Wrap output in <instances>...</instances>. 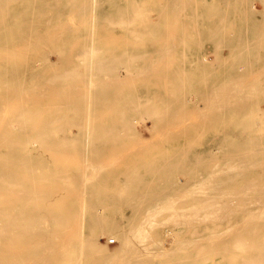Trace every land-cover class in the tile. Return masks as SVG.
<instances>
[{"label": "bare ground", "instance_id": "1", "mask_svg": "<svg viewBox=\"0 0 264 264\" xmlns=\"http://www.w3.org/2000/svg\"><path fill=\"white\" fill-rule=\"evenodd\" d=\"M51 1L52 0L46 1L44 4H45V6H48L50 8L51 12L52 11L55 12L56 11L55 9L57 7L58 8L61 7L58 5L59 0H58V2H56L57 0H53V2H51ZM60 1H62V0H60ZM170 1L173 2V0H170ZM183 1L184 0H181L182 3H183ZM246 1H247L246 2V4H247L248 0H246ZM13 2L15 3L14 0H13ZM17 2L18 1H16V3ZM32 2H34V0H32ZM77 2H75L76 4L74 2L70 3V4H68L69 2H65V4H63L64 9L62 8L63 6L60 9L66 10L67 11V12H65L66 14L70 13V12L72 14L77 13V12H79V13L84 12V10H85L84 3L80 4V6H78ZM166 2H167V0H165L164 3H166ZM169 2H167V3H169ZM195 2L193 3L194 5H195ZM228 2L229 1H227V4H228ZM254 2H255V0H254ZM262 2H263V0H262ZM3 3H4V1H3ZM35 3H36V0H35ZM102 3H104V7H105V5H107V2H102ZM182 3H180V4H182ZM250 3L252 4V1H250ZM115 4L117 5V2ZM188 4H190V2H188ZM188 4L186 3V6ZM251 4L249 6H251ZM3 5L4 4H2V6ZM261 5L259 6L260 8H261ZM29 6H31V5H28L27 7L29 9H31ZM164 6H167V5H164ZM184 6L181 5L180 9L183 10ZM5 7H4V11H5ZM227 7H228V5H227ZM22 8H20V9H22ZM87 8L89 9V7H87ZM166 8L167 7H164L163 9H165V11H166ZM173 8H175V7H173ZM20 9H18V10H20ZM60 9H58V11H60ZM112 9L106 8L108 16L106 18H103V21H102L103 26L104 27L109 26V25H112L114 23V25H113V27H114L115 24L118 23L117 21H119V20L122 21V23L125 26V23L128 21L126 18L127 16L126 17L123 16L127 20L126 22H123L125 19L124 20L120 19V18H122V15H123V14L121 15L122 10H120L118 7L116 9H114V8H112ZM1 10L3 11V9H0V11ZM6 10H8V9H6ZM132 10L133 9H131V11ZM181 10H178V11H180V13H181L182 12ZM191 10H192V7H191ZM194 10H196V9H194ZM72 11H75V12L73 13ZM142 11L143 10H141V12H140L141 14L143 13ZM196 11H194L195 16L197 13ZM261 11H262V9H261ZM126 12H127V10H126ZM170 12H172V10ZM183 12H185V11H183ZM190 12H192V11H190ZM212 12H213V10H212ZM59 13L58 14L56 13V14L59 16ZM133 13H135V12L133 11ZM140 13H138V14H140ZM213 13H215V12H213ZM222 13L223 12H221L220 14H222ZM262 13H261V15H262ZM56 14L53 13V15H56ZM141 14H140V16H142L144 13L142 15ZM165 14L167 15L166 12H165ZM53 15L52 16L50 15L47 17H42V18L34 15V17L30 16V17L24 18V19H30L27 21L25 20L24 22H29V21L31 22V20L36 21L37 23L43 22V24L41 23L39 25V23L38 24L36 23L37 24V26H36L34 23V25L36 26V28L41 27L42 30H43V28H44V30H46L45 34L40 35L37 33H35V34L32 33L33 35H30V36L28 35L30 38H31V36L32 37L34 36V39L33 40L30 39V42L28 39V41H27L28 43H26V44H35V45H38V44L45 45L46 44L49 46L56 47L55 51L57 49L58 53L60 54V58L62 59L64 65L66 66V68H68V70L64 71V66H62L59 63L57 64V66L53 64L54 65L53 67L55 69H57L56 67H58V65H59V67L62 66L61 70H54V68H52L51 64H49V61L47 63V60H46L47 57L46 58L45 57H42V58L39 57V59H38L39 64H36L35 60H34L35 62L34 61L32 62L31 59H24V58H26L27 55H30L29 52L33 53V50L30 48H29L30 49L29 51H27L28 49L26 50L27 52L23 51L25 53V56L23 55V59L21 58L22 60L20 62L14 61V57L9 56V49H6V48L3 49L2 52L7 53V55L0 57V110H2V112H4L3 113L4 118H3V120L0 121V264H117V263L118 264H136V263H143V254L142 255L138 254V251L136 249L137 248V242H138V244H143L145 241H148V240H158V236H157L158 230L161 229V226H163V227L168 226V224H167L168 220H165L161 224L155 223L156 222L155 220L157 219V217H160L161 214L163 215V213L166 212V211L165 212L163 211V210H165V208L168 210V212H170V211L174 212L175 210L177 211L179 209L178 213H181V215H179V216L176 214L175 215L176 217L173 216L174 218H172V219H171V216H170V218L168 217L170 219L172 225L178 224V226H179L181 223H183L184 225H187L186 222L190 223L192 221V224H193V226L191 225V227L193 228V230L191 232V235H192L193 232H199V233L202 232L201 231L202 229L201 230L199 229V226H201V224H199V223L201 221H205V222L207 221L208 222L209 220L210 221L215 220L216 222L218 221V223H221L222 221L219 222V220H222L224 217H228L230 215V214H228V216L227 215L218 216V214L216 215V213L219 212V209H220V211H222L221 206L219 207L218 203H219V205H221V203H222V206L224 204V206H223L224 207V209H223L224 213L227 211L229 212V210H231V211L235 210L234 208H231V206H233V205H231L232 203H229L227 200L222 201L224 199L223 197L226 198L227 195L225 196V194H220V193L215 191V192H212V194H210V195H205L206 197H209V200H208L207 198H205V196L201 197L202 195H200V192L202 189L207 188V186H209L210 188H214L216 184H217V186H219L221 188L223 187V189H231V188L235 187L234 185H231V184H238V185H240V184L247 185L248 184L247 187L249 186V184H252V185L253 184L254 185L259 184L258 185V186H260L259 188L261 190L263 188L262 192L264 191V186L261 187V185L264 184V174L262 176H260V175L258 176V175H256V173L253 170H250L247 166L249 159H250L249 157L253 156L252 152H254V151L260 152V154H261L260 166L262 167V170L264 173V142H262V141L257 142V140L255 142V139L260 138V140H262L264 138L259 137V135L257 136V138L249 136L250 133L248 134V132H247L249 130L248 128L250 127L249 125H254L257 122L256 121L257 119L252 120L251 115H253V114L249 113L248 111L245 112L244 110H242V111L240 110V113L239 112L236 113L237 116H235V118L240 119V120L242 119L243 121H241V122L237 121V122H235V124L233 122H231L234 124V126L238 124L237 127L242 125L243 127H240V129L245 131V133H246V136L244 138V142H242V144L236 145L235 141H233L234 144L230 145V147H232V148H239L242 150V151L237 152V153H232L233 150L231 151L228 148H226L228 151L222 148L223 144L225 142H227V140L230 138V136L225 135L224 137H221L222 135H220V131H218L219 129L218 130L215 129L216 124H218V123H215L213 120L212 121H213V124L215 125V127H212L210 130H212L214 132V134L217 133V136H219V137H217V139H218V144H216L217 147L211 146L207 150L200 152V151H196V149H194L195 147L193 146L194 145L193 144L194 142H193V143H191V145L193 144L192 145L193 147L190 145L185 146V147H180V149H178L177 151H175L172 154H169V153H157V154H155V153H152L153 151L149 152L148 151L149 149L144 145L143 149L144 150L148 149V150H145L144 153H138V154L136 153L134 155H131V152L134 151V149L132 148V145H130L129 147H131V148H129V151H131V149H132V151L130 153L127 149L128 147H126L128 154H127L125 149L123 152H126V153H122V151H120L121 153L118 152V150H120V148L123 146V145L121 146L119 144L120 140L124 141L128 137L129 139H132L131 144H132V142H134L136 140V139L133 140L136 137L132 136L134 134V132H136L135 129L133 128L130 130L127 126V123L129 124L128 118L130 117V114H131V116L141 115L139 113V111L141 110L142 107L137 108L135 103H131V105L128 104L127 106L126 105H116V104H118L116 102H120L124 97L118 98V96H115L114 93L111 94L110 92H107L105 94L104 90L106 88H107L106 91L108 90V86L110 85L111 82L106 81L105 78L103 79L106 71L101 72L100 70H102V69H109V70L113 69V70H115V69H119V68L120 69L121 68H128L129 64L132 65L135 60H139V59L143 60L144 57L146 58L147 55H144V53L140 54V53H136V52H124V53L120 54L121 55L120 57L116 56L117 59H122L124 61V64L116 65V66H114L113 63H110V59L111 60L114 59L113 58L114 56L112 58H110V56H108L109 58H104L103 56H102L103 58H100L101 57L100 56V57H98L99 58L98 60L95 59V62L98 63L97 67L100 69L98 73L93 74V72H92L93 69L91 70L92 67H90L89 72H92L93 75L88 72V74L87 73H85V74L81 73L79 75L81 77L78 76L80 79H83V81H85L86 78H87V80L89 78L90 79L93 78L94 81H92V82L90 81L89 83L93 84L92 86H95V84L99 86L98 90L101 93V94H99V97L95 96L98 94H96V92L94 91L95 87L91 86L92 92L93 91L95 92L92 94H94V96L97 97L96 100H95V97L93 98L94 102L93 101L92 102L94 104L91 106V108L93 110V114H94V120L96 121L97 126L95 128H94L95 125L89 126V128L90 127L94 128L93 130L91 129V132H93V136L90 135L91 137H89L90 143H88V141H85V138H83V137L75 138V137L64 136V133H66V128L74 126L73 128L76 130L75 127L78 128L79 126H82L83 124H84L83 126L88 128L87 127L88 125H86V123L87 124L90 123V120H89V122L85 123L88 116H87V111L84 112V110L87 107L86 105L89 104L88 102L86 104L85 101H86L87 97H85V96H87V94L91 95L90 92L88 93V91L86 90V88H87V86L85 85L86 82L82 81L83 83H80V84L85 83L84 87H86V88H84L83 85H82V88H79V89H78V87H80V86L74 87V88H77L78 90L84 88L85 92L83 91L84 89L82 91H78L76 89V91H75V89L73 87H71L72 85H70V84H69L70 87L68 86V88L66 87L68 84L65 86L67 89L64 87V82H65L64 78H67L68 76H70V78H71V76H72L73 80H80L79 78H76V77L74 79L73 73H71V72H74L75 75L76 74L78 75L79 72H77V70H79L80 67H82V69H84L83 66H80L78 63H80V60H82L83 56L85 57L87 55H90L91 52L93 53V51L91 49L92 46L90 48V50H91L90 54L88 53V50H86V49H88V47L86 49L83 48L82 50L85 49L86 51H82L83 52L81 54L82 57H80V56L76 57V58L80 57V60L78 59L79 62L75 58V56H73V57L69 56L67 53H70L71 48L68 47L70 50H66V48L68 46L67 44L70 43L67 40L73 36V34H74V33H72L73 30H69L70 25L68 26V24H66L67 26L64 25L63 23H61L63 25H58V26L50 24L52 20H54L57 23V20L59 19V17H56L57 15L55 17ZM162 15H164V11L162 12ZM62 16H64V12H63ZM145 16H147V15H145ZM178 16H179L178 18H180V15H178ZM64 17H66V15ZM64 17H61V19ZM82 17H83V15H82ZM197 17H199V16H197ZM223 17L225 18L226 15L222 16V18ZM228 17H231V16H228ZM1 18L2 17H0V19ZM56 18H58V19H56ZM132 18H133V16H132ZM147 18H148V16H147ZM165 18H166V16H165ZM200 18L201 17H199V19ZM2 19H3V21H5V20L8 21L7 19H9V18L4 17ZM16 19H18V18L17 17L15 18V22L20 20L21 18H19L18 20H16ZM185 19L186 18L184 17V20ZM194 19L192 17V19H190V20H194ZM113 20L115 22H113ZM131 20H134V19H131ZM142 20H141V23H142ZM196 20L197 19H195L194 21L196 22ZM200 20H202V19H200ZM209 20L212 21L211 18ZM260 20H258V22ZM12 21H13V19H12ZM54 21H52V22L55 24ZM120 21L116 27H118L120 25ZM165 21H167V20H165ZM24 22H21V24ZM131 22L132 21L129 20V23L127 22L126 25H128V24L130 25ZM143 22H144V20H143ZM149 22H152L150 17H149ZM149 22H148V24H149ZM155 22H157V21H155ZM195 22H193L194 25H195ZM227 22H228V20H227ZM261 22H262V20H261ZM170 23L172 24V21H170ZM175 23L172 27L170 26L171 24L168 26H170L171 28H174L175 31H176V29L178 31V28L174 27V26H176L177 23H179V22H177V20H176ZM190 23L192 24V21H190ZM144 24H147V21ZM153 24L154 23H152V25ZM141 25H143V23ZM33 26L28 27V28L31 27L30 31H32V32H33V29H32ZM134 26H135V24H134ZM140 26H139V28H140ZM238 26H239V24H238ZM3 27L15 29V28H22V25H19V24H17V25H3ZM137 27H138V24H137ZM149 27H147V25L144 27V28H147V31H145L146 29L144 30L143 27H141L139 30H142V28H143V31H145L144 35L147 36V34H149V32L151 30V28H149ZM188 27H189V25H188ZM219 27H220V25H219ZM219 27L217 30H219ZM56 28L60 29L59 32H57L58 30H56V31H54V33L55 32H57V33L51 35L50 34L51 32H49V31L53 32V29H56ZM183 28H186V26ZM72 29H73V27H72ZM192 29H195L194 26ZM139 30H137V31L134 30L135 33L137 32L138 36H140V34L142 35V33H143L142 31H141L142 33L141 32L139 33L138 32ZM180 30H183V29H180ZM214 31L216 32L215 28H214ZM242 31H244V30H242ZM27 32L30 33L29 30L26 31V33L22 34L23 36L21 35L22 38L24 37V35H26L25 37L28 38ZM10 33H11V31H10ZM128 33L129 32H127V34ZM135 33H133L134 35H132V34L131 35L129 34V35L136 37ZM210 33H211V31L209 32V35H210ZM244 33H245V31H244ZM262 33L264 34V32H262ZM7 34H9V33H7ZM174 34H176V32H174ZM191 34H190V36H191ZM198 34L200 35V33H198ZM211 34H214V33H211ZM223 34H224V32H223ZM229 34H231V32ZM13 35L15 36V32H14V34H12V33L9 34L11 39L14 38ZM188 35H186V37ZM192 35H194V34H192ZM209 35H208V37H209ZM224 35H226V34H224ZM233 35H234V33H233ZM83 36H85V35H83ZM149 36H152V34H150ZM228 36L229 35L227 33V37ZM6 37H7V35H6ZM171 37H173V34L171 35ZM171 37L170 38L167 37L168 39H166V41L164 40L165 42H167V45L169 44L168 40H170ZM183 37L185 38V36H183ZM183 37H181V38H183ZM213 37H216V36H213ZM238 37L240 38V36H238ZM17 38H18V36H17ZM74 38H77V36ZM74 38H71V39H74ZM174 39H175V37H174ZM178 39H179V41L181 40L180 43H182V45L186 44V42H187V41L184 42V40L182 41V39H180V37ZM17 40L22 41L21 37ZM192 40H193V38H192ZM217 40H219V39H217ZM234 40H236V38ZM255 40H258V38L254 39V42L251 41V43H255ZM263 40H262V42L264 45ZM8 41L0 40V44H8L10 42H11V44H13L15 42L14 39L12 41H10V40H8ZM222 41H225V40H223V38H222ZM24 42L25 41H23V43ZM31 42H33V43H31ZM160 42L161 41H159V43ZM215 43L218 44L217 41H215ZM246 43H247V41H246ZM64 44H65V46L67 45L65 47V49H64ZM221 44H223V43L221 42ZM221 44H219V45H221ZM165 45H166V43H165ZM236 45H237V47H239L238 44H236ZM253 45L254 46L251 47L254 49V50L252 49V52L257 51L254 48L256 45L255 44H253ZM49 46H47V47H49ZM200 46L201 45H199V47ZM216 46L218 49L216 48ZM216 46L214 44V49L216 48L215 50H217L216 53L220 52L219 46L218 45H216ZM222 46L223 45H221V47ZM244 46H246V45L244 44ZM250 46H251V44L249 43V47ZM47 47H45V49H41V51L39 50V48L36 50H39V53L40 52L42 53V50H43V52L45 53V50L47 49ZM201 47H203V46H201ZM257 47L258 46H256V48ZM262 47H261V49H262ZM50 48H52V47H50ZM174 49H175V46H174ZM263 49L261 51H263ZM48 50H49V48H48ZM48 50L46 51V53L48 52ZM51 50H54V48H52ZM248 50H250V48ZM66 51H67V53H66ZM168 51H169V49H168ZM170 51H172V49ZM245 51L247 52V50H245ZM258 51L260 52L259 47H258ZM164 52L165 51H163V53ZM26 53H27V55H26ZM52 53H54V52L52 51L51 54ZM51 54L48 57H52ZM136 54H138V55H136ZM165 54H167V53H165ZM245 54L243 56L246 57L247 54L246 55ZM54 55H56V54H54ZM232 55H233V53H232ZM216 56H218V54H216ZM216 56H215V58H217ZM229 56H230V54H229ZM250 56H251V54H250ZM259 56H260V54H259ZM95 57H97V56H95ZM206 57H208V56L206 55ZM206 57L203 54L200 56L201 62H202V64H201L202 68L203 67H205V68L209 67L208 66L209 65V59H207ZM238 57H241V56H238ZM254 57H253L252 63L254 62ZM88 58H89V56H88ZM116 58L114 59L115 61H116ZM229 58L230 57L227 58V61L229 60ZM53 59H55V58H53ZM241 59H242V57L240 58V60ZM73 60H75L80 67L74 65L72 62ZM90 60H91V63L93 62V65H94V57H93V61H92V59H90ZM114 60H113V62H114ZM147 60L148 59H146V61ZM160 60H162V59H160ZM244 60H243V62H244ZM247 60H248V58H247ZM249 60H252V59H249ZM260 60H261V58H260ZM58 61L59 60H57V61L55 60L54 63L56 64V62H58ZM212 61H213V59H212ZM233 61L235 62V60H233ZM236 61H239V60L237 59ZM256 61H257V58H256ZM42 62H44V63H42ZM59 62H61V60ZM220 62H222V61H220ZM259 62H261V61H259ZM109 63L113 66H110ZM215 63H218V62H215ZM239 63H240V61H239ZM252 63H251V65L254 66V63L253 64ZM222 64H223L222 67H224V62ZM89 65H90V63H89ZM239 65L237 64V66L233 68L234 72H235L234 69L239 70ZM242 65H244L243 66V72L244 71L246 72L247 68H249V65H250L249 62H245ZM142 66H144V65H142ZM142 66L140 68H142ZM234 66H235V64H234ZM86 67H87V65H86ZM178 67H180V66H178ZM216 67H218V65ZM50 68H52V70H50ZM74 68L77 70H75ZM130 68H131L130 69L131 73H129V74H130L131 78L133 76H134V78H136L137 76L139 78V76H140L143 79V77L146 75L158 73V72H154V71H156V66H155V70H154V68L151 69V66H150V68L148 67V68H143V69H139V70L137 68H134L133 65ZM158 68H161V67H157V69ZM71 69H73V70H71ZM176 69H178V68L176 67ZM152 70H154V71H152ZM198 70H199V68H198ZM202 70H204V68ZM231 70L232 69H230V72H231ZM263 70H264V68H263ZM80 71H82V70H80ZM167 71H168V67H166V71L164 69L163 70L160 69L159 74H161L163 77H165L164 80H166V76L168 74ZM170 71H172V70H170ZM109 72H111V71H109ZM179 72H181V70ZM237 72L240 73V71H237ZM185 73H186V75H184V76L189 78L191 73L189 72L190 73L189 76H187L186 71H185ZM203 73H204V71H203ZM257 73L258 72L256 71V74ZM260 73H261L260 76L263 77L264 72H263V74H262V72H260ZM117 74H116V76H117ZM155 74H153V75H155ZM179 74H181V73H178V72H174L173 74L171 73L172 76L174 75L173 76L174 78H172V76H171V78L173 79V82H174V80L176 82V79H178V78L180 79L182 74H181V76ZM94 75H97V76H94ZM111 75H112V72H111ZM176 75H178L179 77L176 78L175 77ZM197 75H198V73H197ZM202 75L206 76V77H203L206 79L210 76V75L207 76L206 73H204ZM229 75H230V73H229ZM252 75H254V73ZM260 76H257L256 79H254V81H257V79L259 80ZM111 77H113V76H111ZM117 77L120 78L119 75ZM254 77H255V75L253 76V78ZM114 78L117 80V78L115 76H114ZM114 78H112L113 79V86H115L114 81L115 82L118 81V80L116 81ZM138 78H136V79H138ZM247 78H248V80L250 79V81H253L251 75H250V78L249 77H247ZM112 79L108 78V80H111V81H112ZM181 79H183V78H181ZM233 79H236V78L234 77ZM233 79H230L231 83H233V81H232ZM32 80H39L42 86H45L46 88H48V91L45 93V101H42L41 99H39L37 97H33L32 100L29 103H27L26 100L24 99L23 93H24V91H26V90H24L25 89L24 85H27L28 82H30ZM164 80H163V82H164ZM184 80L183 81L181 80V82L186 81V80L185 81ZM189 80L190 79H188V81ZM204 80L205 79H203V81ZM238 80H240V79H238ZM238 80L236 79L237 84L241 83L244 85L243 87L247 86V84H248L247 79H245L246 80L245 82L247 84H244L245 83L243 81L244 79H242V82L241 81L239 82ZM128 81H130V79ZM168 81L165 82L164 86L160 85L163 87L162 88L163 93H164V90H165V92L168 91V90L166 91V89H165L166 85L168 84ZM227 81L229 83V80H227ZM75 82H77V81H74V84H75ZM78 82H80V81H78ZM119 82H120V79H119ZM119 82L116 83L118 86H119V84H118ZM122 82L124 83V81H122ZM131 82L135 83V81L134 82L131 81ZM138 82H139V80H138ZM173 82L171 80V83L173 84V86L174 85L177 86L180 83L179 82V83L175 84ZM123 83H121V84H123ZM125 83H127V82H125ZM252 83H254V82H252ZM74 84H73V86H74ZM77 84L79 85V83H77ZM229 84H228V86H229ZM259 84L262 85L261 82H259ZM204 85H205V83L203 84V87H204ZM234 85L232 87L230 86L231 89L234 87ZM251 85L252 84H250L249 88L252 87ZM110 86L112 87V83ZM122 86H124V85H122ZM213 86H211V88H207V90H205V92H204L205 93V99H206L205 105H207L208 109L206 110L204 107L203 110H206L205 111L206 113L209 112V110H210L209 116H206L208 113L205 114L207 119L204 116V114L200 115L204 112L202 110V108L200 109V107L197 108V106H196V105H199L198 103H200V102L196 101L197 104L194 105V107L196 106L195 108H193L191 105V108L194 109L193 110L194 112H195V110H198L197 112H199V110H202L199 113V115H198V113L196 115L200 116V117L202 116L201 119H204V121L209 120L208 117H210L211 113L214 116H218V115H220V113H222V114L224 113V114H226V116L228 114L230 115V111H228V110H230V109L233 110V108H235L234 110L236 112V111H238L236 109H238L239 106H241L240 107L241 109H243V107H244L245 110H248V108L251 107V110H252L253 108L258 107V102L260 101V99L264 100V89L256 90L255 89L256 86L254 88V85L251 89L244 88L243 91L238 90L239 88H237V87L236 88L234 87V90H237V92L242 91L241 97L239 99L233 94L234 90H233V92H231V89H229L230 92L226 91L225 93H221L222 89L224 92L226 89L228 90L229 87L221 86V88L222 87L223 88L222 89L220 88V92H219L218 87H215L213 89L212 88ZM97 87H96V89H97ZM167 87H168V89L170 88L169 86H167ZM180 87H182V85ZM225 87H226V89H224ZM243 87L241 85L240 89H242ZM119 88H121V87L119 86ZM183 88L180 89L179 95L182 93ZM69 89H71V90L73 89L72 92H70ZM90 89H88V90L90 91ZM100 89L103 90L104 94H103V92L100 91ZM121 89H123V87ZM121 89H119L120 92L124 91L126 88L124 87V90H122V91H121ZM129 89H131V88H129ZM129 89L126 90V91H128L127 93L132 94V92H131L132 90L130 91L131 92L130 93ZM146 89L144 92H147ZM216 89H217V91H216ZM66 90H69L68 92H70V94L74 93V95L78 91L76 97H79V98L71 100L70 98H72L74 96V95L72 96V94L71 95L69 94L70 98L66 97V95H65L67 93ZM133 90H134L133 91V94H134L135 89H133ZM126 91H124V93H123L124 95H125ZM200 91H201V89H200ZM64 92H66V93L64 94ZM114 92H115V90H114ZM53 93H55L56 95L55 94L53 95ZM83 93H87V94H83ZM135 93H137L136 95L138 96V92H135ZM79 94L82 96H78ZM117 95H119V94H117ZM120 95H122V94H120ZM151 95H152V93H151ZM156 95L159 96L160 94H156ZM184 95L181 94L179 96L180 100H183V98L184 99L188 98L189 94H187L185 96ZM126 96H127V94H126ZM168 96H169V98L171 97L168 94V95H166V98H168ZM181 96H183V98ZM201 96H204V95H201ZM201 96H199L200 98H198V101H201L203 103V102H205L204 101L205 99L203 97L202 98L204 100L201 99ZM64 97H65V100H64ZM90 97L92 98L93 96L91 95ZM90 97H89V99H90ZM163 97H165V96L163 95ZM175 97H177V96H175ZM67 98H68V100H67ZM154 98L159 101V99H157V98H160V97H154L153 96V99ZM153 99H152V101L156 102V100L155 99L153 100ZM172 99L175 100L173 97H172ZM191 99L192 98H190V100L188 99L189 104H192V103H190ZM51 100H54V101L58 100L59 102L53 103ZM124 100L125 99H123L122 101H124ZM131 100H129V101H131ZM134 100L136 101L138 99H134ZM178 100H175V103H176L175 105L178 104L177 102H180V100L179 101ZM64 101H65V103H64ZM135 101H133V102H135ZM170 101H171V99H170ZM163 102H162L163 106L165 104H167V103L163 104ZM181 102H184V100ZM194 102H195V100H193V103ZM114 103H116L115 105L117 106V108H114V110H113L111 108L113 107L112 105ZM126 103H124V104H126ZM170 103H172V104H174V103L172 101L171 102L168 101L169 105L167 104L168 107L170 106L169 109L172 110L171 109L172 106ZM188 103H185V105ZM241 103H243V104L240 105ZM148 104H150V103H148ZM148 104H147L146 108L148 107ZM182 104H184V103H182ZM167 105H166V107L161 106V109L163 110L166 108L165 110H167V113H169ZM110 106H112V107H110ZM183 106H182V108H183ZM105 107H106V109L108 107V108H110L111 111L113 110L115 113L116 112L117 113L116 114H107L110 112V110H107L109 112H107L106 114H102L100 112L101 108H105ZM173 107L176 108L174 105H173ZM236 107H238V108H236ZM76 108L81 109V110L78 111L79 112L78 114H74L72 117H68V114L64 113V110H66V109H73L74 110ZM150 108L152 109V111L150 112V115L147 114L149 116V118L152 119L151 117H153V119H154V116H157V119H156L155 123L153 124L154 126H152L155 129L157 127V126L155 127V124L158 126L160 124V126H161V123H162L163 126L160 127L161 129L162 128L164 129L165 126H168V125H166L167 122H168L169 126L172 125L173 123L176 125V122H174V121H173V123H172V121H169V120L166 122V120L168 118L163 119V118H165V115H164V117L162 115L165 112V110H164V112L162 110H160V112H159L160 107L158 108L157 105L156 106L150 105ZM259 108H257V110L254 109L252 112L254 114L257 113V115H258L257 111H260ZM137 109H138V111H137ZM177 109L179 110V108H177ZM73 110L70 111L71 114H73L72 113ZM178 110L176 111V113H178ZM179 111H181V110H179ZM193 111H192V113H193ZM261 111H263V110H261ZM70 112H68V113H70ZM183 112L185 114L184 113H182V114L178 113L177 116H179V114L180 115L184 114V116H186L188 113H189L188 116H190V114H191L190 113L191 111L190 112L183 111ZM186 112H188V113H186ZM235 112H231V113L235 114ZM176 113H174V114L176 115ZM6 114L9 115L8 116L9 118L5 117ZM233 114H231V117L233 116ZM260 114H261V112H260ZM128 115H129V117H128ZM159 115H160V117H159ZM196 115H194V116L192 115L193 119L190 117L192 119L193 125L196 124L197 122H199L197 120H196L197 122L195 121ZM173 116L170 115L171 118H169V119L173 120L172 119ZM188 116H187V118H188ZM249 116L251 117L250 118L251 120L246 119V118H249ZM176 117H175V120L179 121V120H177L178 117L177 118ZM181 117H180V121H179L180 123H181ZM183 117H182V119H184ZM200 117H198V118H200ZM221 117H224V116H220V118ZM262 117H264V116H262ZM27 118H33L32 122L28 121L30 123L28 126L23 125V123L25 124V122H26L25 120H27ZM66 118H68V119L66 120ZM144 118L146 120L147 117H144ZM260 118H261V116H260ZM131 119H132V117H131ZM191 119H189V120L191 121ZM201 119H198V120H201ZM214 119H216V117ZM223 119H219V116H218V119H216V120H223ZM228 119H230V117H228ZM13 120H17V122L19 124L18 130L13 129V127H12ZM94 120H92V121H94ZM141 120H143V119H141ZM227 120H226V123H228ZM188 121H184V122L187 123ZM169 122H171V123H169ZM179 122H177V123H179ZM186 123H184V124H186ZM192 123L191 124L189 123L191 125L190 128H192ZM220 123L224 124V122H222V121H220ZM91 124H92V122H91ZM174 124L172 125L173 127H174ZM184 124L182 121V125H184ZM189 124H188V128H189ZM178 125H176V128L178 129V127H179V130H181L182 128L184 129L186 127V125H184L185 127H183V126L180 127L181 124L179 126ZM197 125L199 126V128H201L199 123ZM202 125H204V123ZM129 126H131V125H129ZM169 126H168V128L173 130V127L170 126L171 127L170 128ZM80 128H83V127H80ZM80 128H78V129L80 130ZM150 128L151 127H149V129ZM176 128L174 127V129H176ZM161 129L157 130V131L160 130L159 132H157V131H155V132H157V133L162 132L161 134H159L160 136L162 134L169 136V133L171 130H168V135H167V133L165 132L167 130V128H165L163 130L165 133H163V131H161ZM183 129H182V131H183ZM207 130L210 131L208 129V127H207ZM182 131H180V132L177 131V133L178 132L181 133ZM184 131H185L184 133L187 132L185 129H184ZM197 131H198V129H197ZM257 131L259 132L260 130H257ZM171 132H172V136H169L168 138L166 137L169 140H170V137H173V135H174L173 133L176 131L173 130ZM202 132H203V130L201 131L200 134H202ZM262 132H263V130L261 132H259V134ZM184 133L181 135L184 136L185 135ZM128 134H131V135L129 136ZM156 135L157 134H155L154 136H156ZM138 136H139V134H138ZM201 136L199 137L200 141H201ZM204 136H207V135H204ZM204 136H202V137H204ZM161 137L163 140V137H165V136L163 135ZM161 137H159L158 140H160ZM209 137H211V136H209ZM252 138L254 139V142H253ZM137 139H139V138L137 137ZM140 140H138V142L136 140V144L143 142L142 140L141 141ZM169 140H166V143ZM199 140H198V138L196 139V145L199 144V142H200ZM127 141H128V139H127ZM193 141H195V140H193ZM230 141H232V140L230 139ZM143 143L142 144L140 143L138 145L143 146ZM154 143H156V141ZM134 144H135V142H134ZM211 144H213V143H211ZM138 145H137V147H138ZM155 146H156L155 148L158 150L159 147L157 148V145H155ZM124 147H125V145H124ZM249 147H252V149H253V151L251 153H248V151H246V149L247 148L249 149ZM139 148L140 147H138L137 149H139ZM87 149H89L90 151L88 150L86 152ZM154 149H151V150H154ZM141 150L142 149H139V151H141ZM229 150L231 152H229ZM136 151L137 150H135L132 153H135ZM147 151L149 153L145 154V152H147ZM233 152H235V151H233ZM260 154H259V156H260ZM109 159H110V161L113 160L114 163L113 162L110 163ZM115 163H117L118 165L120 164V166L116 167V168H118L116 170L117 171V173H116L117 179L113 180L111 177V174H110V170L115 168V167H113V165L115 166ZM178 174L183 175L182 179L184 182H182V184H185V185L193 184V187H195V189L188 191L189 195H187V194L186 195H180V198H179L180 201H178L179 203H177V205L179 207L181 206L182 208L180 207L181 208L180 209L176 205L178 209L177 208H175V209L171 208V210H169L166 207L167 204L166 205L164 204L165 208H164L163 204H161L163 207L161 205H159V207H160V209H159V208H157L158 206L156 205L157 207H155V208L159 209L160 211L158 212L159 214L157 213L158 210H156L155 212L153 211V214L155 213L156 216L157 215H160V216L156 217L153 214H148V216L146 217L145 213L150 210L151 205L146 204L145 202H137L136 198L139 197V194L142 191L141 188H138V186H139L138 184H140V185L141 184H149V185L150 184H169V186H172V184H177V182L179 181ZM195 184H197V186ZM198 184L200 186H202L201 184H203V186L200 187V186H198ZM205 184H207V185H205ZM185 185H183V187ZM146 187H147V185H146ZM174 187H175V185H174ZM183 187H182V189H180V191L183 190ZM185 187H187V186H185ZM244 187H246V186H244ZM250 187H251V185H250ZM255 188L256 187H254V189ZM260 189H259V191H260ZM100 190H103V192H100ZM178 192L179 191H177L176 193H178ZM226 193H228V192L226 191ZM254 193L255 192H253V194ZM141 194H142V192H141ZM162 194H164V193H162ZM248 194L251 195V193H248ZM259 194H260L259 197L257 196L256 198H261V199H262V197L264 198L263 194H261L260 192H259ZM190 195H191V198L189 197ZM231 195L232 196L234 195L233 198H235V195H237V197H238V194L237 193L235 194V192H234V194H231ZM142 196H144V198H145V194ZM151 196H152V194H151ZM243 197L247 198V201H248L251 199L252 196L250 197V199L248 198L249 196L247 197V194L243 195ZM166 198H169V197H166ZM213 198H214V201H212ZM218 198H221L222 202H220L218 200ZM227 199H228V197H227ZM215 200H218L217 206L219 207V209H218V207L216 209L215 208L216 206L214 207V204H216ZM192 202H193V204H195L197 206V207H195L194 205H192L195 207V210H194V208H192L193 211L191 208H190V210L188 208L185 209L186 204H191ZM149 203H150V201H149ZM180 203H182V204H180ZM253 203L254 202H252V206H253ZM259 203H260L259 201L257 203H254V204H257L258 206L254 205L253 207H256V206L259 207L260 206ZM245 204H248V202H245ZM228 205H230V206H228ZM246 206L247 205H245V207ZM245 207H244V209H245ZM248 207H250V206H248ZM260 208L262 209L263 207H260ZM244 209H241V210H243V212H244L245 211ZM258 209L255 211L256 213L261 212L260 211L261 209H259V211H258ZM231 211L229 213H232ZM246 211H248V209H246ZM238 212H240V210L236 211V213H238ZM253 212H254V210H253ZM262 212H263V210H262ZM241 213H242V211H241ZM246 213H248V212H246ZM116 215H118V217ZM163 216H165V215H163ZM161 218H162V216H161ZM118 219L122 221L121 226H118L116 224V221ZM225 219H227V218H225ZM258 220L259 219L257 218V220H255V221H258ZM260 220H262V218ZM263 220H262V222H264ZM218 223H216V224H218ZM254 223L252 225H249V224L243 225L242 226L243 231L240 234H238V236H237V238L239 239L238 242L245 245L248 252L250 253L245 257V262L243 264H246V263L247 264H260V263L263 264L264 263V261H263L264 260V238L260 239L264 235V233H262V231H264V230H262V231L260 230L261 225L259 224V222H256L255 224ZM210 224H212V223H210ZM188 226H189V228H191L189 224H188ZM205 231H207V229ZM166 232H167V230H166ZM99 236H103V237H105V239H107L106 238L107 236H110L114 239V241L116 240L118 242L117 251H109V249L107 248V245H104V244H102L103 242L100 243L98 241ZM209 236L210 235H208V238L212 237V236L211 237H209ZM132 241L136 242V243H133ZM185 241L187 244V243L191 242V239H188ZM225 241H226L225 236L215 235L214 239L212 238L210 240L208 247L199 248L200 252H204V253L205 252H210V253L213 252V253H216L215 255H219V256H221L222 259H225L226 252H227V248L224 249V247L226 246Z\"/></svg>", "mask_w": 264, "mask_h": 264}, {"label": "rangeland", "instance_id": "2", "mask_svg": "<svg viewBox=\"0 0 264 264\" xmlns=\"http://www.w3.org/2000/svg\"><path fill=\"white\" fill-rule=\"evenodd\" d=\"M1 2H0V7L2 6V4H4L3 6L5 7V11H4V7L2 8H0V9H3V11L1 10L0 11V17H2V18H4V17H6V18H9V19H7L8 21H3V19L1 18L0 19V40H6V41H8V40H10V41H12L13 39H14V43L13 44H11V42L10 43H8V44H0V57H2V56H5V55H7V53H3L2 51H3V49H9V56H12V57H14V61H17V62H20L22 59H23V55L25 56V53L24 52H27V51H29L30 49H32L33 50V53L32 52H29V54L30 55H27V53H26V58H24V59H31L32 60V62L34 61L36 64H39V62H38V59H39V57H47L46 58V60H47V63H48V61H49V64H51V66H52V68H54L53 66L54 65H56L57 66V64L59 63V64H61L62 66H64V71H66V70H68V68H66V66L64 65V63H63V61H62V59L60 58V54L58 53V51H57V49H56V51H55V48L56 47H53V46H49V45H42V44H38V45H35V44H26V43H28L27 41H28V39H29V42H30V39H34V36L32 37L31 36V38L29 37L30 35H33V34H35V33H37V34H45V32H46V30H44V28H43V30H42V28L41 27H37L36 28V26H37V24L39 23V25L42 23L43 24V22H36V21H33V20H31V24L29 23V22H24L25 20L27 21V20H30V19H24L25 17H34V15L35 16H38V17H40V18H42V17H47V16H52L53 15V13H59V16L57 15H53L54 17L56 16V17H59V19L58 18H56V19H58L57 20V23L54 21V20H52V21H54L55 22V24L51 21V23L50 24H53V25H56V26H58V25H66V24H68V26H69V30H73V32L72 33H74L73 34V36L71 37V38H74V37H76L77 36V38H74V39H68L67 41L68 42H70V43H66L67 45V48H66V50H70L68 47H70L71 48V50H70V53H67V51H66V53L69 55V56H75V58L76 57H78V56H80V57H82L81 56V54L83 53L82 51H86V50H88V53L90 54V52H91V50H90V48H91V46H92V51H93V53L91 52V54L90 55H87V56H83L82 57V60H80V57L79 58H76L77 60L79 59L80 60V63H78L80 66H83V68L84 69H82V67H80L78 64H77V60L75 61V60H73L72 62H73V64L74 65H76V66H79L80 67V69L79 70H77V69H75V70H77V72H79V74L77 75H75L74 74V72H71V73H73V77H74V79H75V77L76 78H79V77H81V76H79L81 73H87L88 74V72H89V68L90 67H92L91 68V70H92V72H93V74H96V73H98L99 72V68L97 67V62H95V59L96 60H98L99 58L98 57H100V58H109L108 56H110V58H112L113 56V58L115 59L116 58V56H118V57H120L121 55L120 54H122V53H124V52H136V53H140V54H142V53H144V55H147L146 56V58L144 57V59L142 60V59H139V60H135L134 62H133V67L134 68H137L138 70L139 69H143V68H150V66H151V69L152 68H154V70H155V66H156V71H154V70H152V71H154V72H158V73H153V74H155V75H153V74H151V75H146V76H142L143 77V79L139 76V78H138V76L136 77V78H138V79H136V78H134V76L131 78L130 77V74L129 73H131V71H130V67L132 66L131 64H129V67L128 68H119V69H115V70H113V69H111V70H109V69H102V70H100L101 72L103 71V72H105V75H104V77H103V79L105 78L106 79V81H108V82H111L112 83V87L110 86L111 85V83H110V87L108 86V90L106 91V89L104 90L105 91V94L107 93V92H110L111 94H113L114 93V95L115 96H118V98H123V99H125L124 101H120V102H116V103H118V104H116V103H114L112 106H110V107H112L111 109H113L114 110V108H117V106L116 105H131V103H135V105L137 106V108H140V107H142L141 108V110L139 111V113L141 114V115H134V116H131V114H130V117H129V115H128V121H129V124L127 123V126H128V128L131 130V129H135V131L136 132H134V134L132 135V136H135L136 138H134L133 140H137V142H138V140H142L143 142H140L141 144L143 143V146L142 145H138V144H140V143H137L136 144V140L134 141L135 142V144H134V142H132V144H131V141H132V139H129L128 137L126 138V140H124V141H122V140H120V145L122 146L121 148H120V150H118V152H120V151H122V153H126L127 152V154H128V151H129V148H131V147H129L130 145H132V148L134 149V151L135 150H137L135 153H132V152H134V151H132V149H131V151H129V153L131 152V155H134V154H138V153H144V151L145 150H148L149 152H152V153H155V154H157V153H169V154H172V153H174L175 151H177L178 149H180V147H185V146H188V145H190V146H192L193 144V146L195 147L194 149H196V151H204V150H207L209 147H217V145L216 144H218V139H217V137H219V136H217V133L216 134H214V132L212 131V130H210L212 127H215V125L213 124V121L215 122V123H218V124H216V127H215V129H219L218 131H220V135H222L221 137H224L225 135H227V136H230V138L227 140V142H225L224 144H223V149H225V150H227L226 148H228V149H230L231 151L233 150V151H235V152H233L232 151V153H237V152H240V151H242L241 149H239V148H232V147H230V145L231 144H234V142L233 141H235V144L236 145H239V144H242V142H244V138H245V136H246V133H245V131H243V130H241L240 129V127H243L242 125L241 126H239V127H237L238 126V124L237 125H235L234 126V124H235V122H237V121H239V122H241V121H243L242 119L240 120V119H237V118H235V116H237V114L236 113H240V110L242 111V110H244L245 112H249V113H252L253 115H251L252 116V120H255V119H257L256 121V123L254 124V125H249L250 127L248 128L249 130L247 131L248 132V134L250 133V137H254V138H257V136L259 135V137H263L264 138V117H262V116H264V100L263 99H260V101L258 102V107L257 108H259V110L260 111H257L258 112V115H257V113H253L252 111L255 109V110H257V108H253L252 110H251V107H249L248 108V110H245V108L243 107V109H241L240 107L241 106H239V108L238 107H236V108H238V109H236V110H238V111H236L235 112V108H233V110L232 109H230V110H228V111H230V115L228 114L227 116H226V114H222V113H220V115H218L219 116V119H223V120H216V119H218V116H214V115H212V113H211V115H210V117H208V121L207 120H205L204 121V119H201L202 118V116L200 117V116H197L196 114L198 113V115H199V113L204 109V107H205V109L207 110L208 109V107H207V105H205V103H206V99H205V90H207V88H211V86H213L212 88L214 89L215 87H218V90H219V92H220V88H221V86H227V87H229L228 88V90L226 89V87L224 88V89H226L224 92H223V87L221 88L222 89V91H221V93H225L226 91H228V92H230L229 91V89H231V87L236 83L237 84V81H236V79L238 80V79H240V80H238L239 82L241 81L242 82V79H244L243 81L245 82L246 80L245 79H247V83L245 82L244 84H247V86L246 87H243L244 85L243 84H241V83H238L236 86L234 85V87L236 88H239L238 90H244V88H248V89H251L252 87H253V85H254V88H255V86H256V90H261V89H264V74H263V72H264V70H263V68H264V45H263V42H262V40L264 39V34L262 33V32H264V0H263V2H262V0L260 1V0H255V2H254V0H248V3L246 4V0H184L183 1V3L181 2V0H173V2L172 1H170V0H167V2H169V3H164L165 2V0H62V1H60L59 0V3H58V5L59 6H63L62 8L64 9V5L63 4H65V2H69L68 4H70V3H75V2H77V5L78 6H80V4H83L84 3V8H85V10H84V12H77V13H74L75 11H72L74 14H72L71 12L70 13H65V12H67L66 10H61L60 8H56L55 10V12L54 11H52L51 12V10H50V8L48 7V6H45V2L46 1H50V0H36V3H35V0H34V2H32V0H14L15 1V3L13 2V0H3L4 1V3H3V1L2 0H0ZM7 1V2H6ZM11 1V2H10ZM16 1H18L17 3H16ZM64 1V2H63ZM197 3H196V2ZM227 1H229L228 2V4H227ZM242 1V2H241ZM250 1H252V4L250 3ZM20 2V3H19ZM51 2H53V0L51 1ZM55 2V1H54ZM56 2H58V0L56 1ZM102 2H107V5H105V7L108 9H112V8H114V9H116L117 7L120 9V10H122V13H121V15H122V18H120L121 20L123 19H125L123 16H127L126 18H127V20L125 19L123 22H128L129 23V20L130 21H132L131 23H130V25L128 24V25H126L127 24V22L125 23V26H124V24L122 23V21H120V25L118 26V27H116L118 24H119V21H117L118 23H116L115 24V26L113 27V25H114V23L112 24V25H109V26H103V23H102V21H103V18H106L107 16H108V13H107V10H106V8L104 7V3H102ZM117 2V5L115 4ZM175 2V3H174ZM178 2V3H177ZM188 2H190V4H188ZM195 2V5L193 4ZM262 2V3H261ZM79 3V4H78ZM119 3V4H118ZM180 3H182V4H180ZM186 3L188 4L187 6H186ZM251 4V6H249L250 4ZM262 5H261V4ZM20 4V5H19ZM67 4V3H66ZM76 4V3H75ZM180 4V5H179ZM193 4V5H192ZM243 4V5H242ZM257 4V5H256ZM28 5H31V6H29L31 9H29L27 6ZM87 5V6H86ZM164 5H167V6H164ZM175 5V6H174ZM181 5L182 6H184L183 7V10H181L180 8H181ZM197 5V6H196ZM227 5H228V7H227ZM261 5V8L259 7ZM33 6V7H32ZM196 6V7H195ZM256 6V7H255ZM23 7V8H22ZM72 7V6H71ZM87 7H89V9L87 8ZM164 7H167L166 8V11H165V9H163ZM173 7H175V8H173ZM191 7H192V10H191ZM20 8H22V9H20ZM73 8V7H72ZM91 8V9H90ZM187 8V9H186ZM196 9V10H194V9ZM6 9H8V10H6ZM18 9H20V10H18ZM58 9H60V11H58ZM88 9V10H87ZM131 9H133L132 11H131ZM185 9V10H184ZM211 9V10H210ZM215 9V10H214ZM261 9H262V11H261ZM30 10V11H29ZM113 10V9H112ZM126 10H127V12H126ZM141 10H143L142 12L144 13H140L141 12ZM172 10V12H170ZM178 10H181L182 12L180 13V11H178ZM196 11L197 13H196V16L194 15V11ZM212 10H213V12H215V13H213L212 12ZM133 11L135 12V13H133ZM164 11V15H162V12ZM183 11H185V12H183ZM190 11H192V12H190ZM201 13H200V12ZM209 11V12H208ZM248 11V12H247ZM63 12H64V16L66 15V17H64V16H62L63 15ZM150 12V13H149ZM165 12L167 13V15L165 14ZM180 14H179V13ZM221 12H223L222 14H220ZM263 12V13H262ZM127 13V14H126ZM138 13H140L142 16H140V14H138ZM146 13V14H145ZM161 13V14H160ZM173 15H172V14ZM176 13V14H175ZM191 13V14H190ZM261 13H262V15H261ZM77 14V15H76ZM134 14V15H133ZM136 14V15H135ZM209 14V15H208ZM212 14V15H211ZM233 14V15H232ZM82 15H83V17H82ZM145 15H147L148 16V18H147V16H145ZM151 15V16H150ZM176 15V16H175ZM178 15H180V18H178L179 16ZM201 15V16H200ZM211 15V16H210ZM225 16L226 15V17L224 18H222V16ZM257 15V16H256ZM130 16V17H129ZM132 16H133V18H132ZM144 16V17H143ZM165 16H166V18H165ZM193 17V19L195 18V19H197L196 20V22L194 21V20H190V19H192V17ZM197 16H199V17H201L200 19H202V20H200L199 19V17H197ZM228 16H231V17H228ZM21 18L20 20H18V19H16V20H18V21H16L15 22V18ZM61 17H64V18H62L61 19ZM143 17V18H142ZM149 17H150V19L152 20V22H149ZM177 19H176V18ZM184 17L186 18L185 20H184ZM221 17V18H220ZM93 18V19H92ZM134 19V20H131V19ZM144 20V22H143V20ZM177 20V22H179V23H177V25L176 26H174V27H177L178 28V31H177V29H176V31L174 30V28H171L173 25H174V23L176 22V20ZM211 18V20L212 21H210L209 19ZM262 18V19H261ZM12 19H13V21H12ZM163 19V20H162ZM167 20V21H165V20ZM199 19V20H198ZM224 21H223V20ZM262 20V22H261V20ZM23 20V21H22ZM141 20H142V23H143V25H141L142 23H141ZM147 21V24H144V23H146V21ZM227 20H228V22H227ZM258 20H260L259 22H258ZM20 21V22H19ZM140 21V22H139ZM155 21H157V22H155ZM170 21H172V24L170 23ZM175 21V22H174ZM190 21H192V24L190 23ZM8 22V23H7ZM21 22H24V23H22L21 24ZM96 22V23H95ZM113 22H115L114 20H113ZM135 22V23H134ZM148 22H149V24H148ZM167 22V23H166ZM193 22H195V25L193 24ZM27 23V24H26ZM29 23V24H28ZM34 23H35V25H34ZM37 23V24H36ZM61 23H63V24H61ZM138 24V27H137V24ZM152 23H154L153 25H152ZM202 23V24H201ZM261 23V24H260ZM17 24H19V25H22V28H15V29H12V28H4L3 27V25H17ZM134 24H135V26H134ZM152 26H151V25ZM167 24V25H166ZM171 24V25H170ZM176 24V23H175ZM212 26H211V25ZM238 24H239V26H238ZM33 26V32L32 31H30L31 30V27L30 28H28L29 26ZM141 25V26H140ZM147 25V27H149V28H151V30H150V32H149V34H147V36H145L144 35V33H145V31H147V28H144L145 26ZM168 25H170V26H168ZM188 25H189V27H188ZM219 25H220V27H219ZM228 25V26H227ZM2 26V27H1ZM24 26V27H23ZM26 26V27H25ZM67 26V25H66ZM111 26V27H110ZM139 26H140V28L141 27H143L144 28V30L145 31H143V28H142V30H139L140 28H139ZM186 26V28H183V27H185ZM193 26H194V28L195 29H192L193 28ZM198 26V27H197ZM202 26V27H201ZM208 26V27H207ZM227 26V27H226ZM72 27H73V29H72ZM137 27V28H136ZM192 27V28H191ZM200 27V28H199ZM207 27V28H206ZM218 27H219V30H217L218 29ZM26 28V29H25ZM210 28V29H209ZM214 28L216 29V32L214 31ZM180 29H183V30H180ZM240 29V30H239ZM29 30V32L31 33H28L27 34V37L28 38H26L25 36L26 35H24V37L22 38V34H24V33H26V31H28ZM56 30H58L57 32H59V30L60 29H58V28H56V29H53V32L52 31H49V32H51L50 34L51 35H53V34H55V33H57V32H55L54 33V31H56ZM134 30H139L138 32L140 33L141 31L143 32H141L142 33V35L140 34V36H138L137 35V32L135 33V31ZM196 30V31H195ZM207 30V31H206ZM213 30V31H212ZM242 30H244L245 31V33H244V31H242ZM10 31H11V33L12 34H14V32H15V36L13 35V39H11V37L9 36V34H11L10 33ZM93 31V32H92ZM211 31V33H214V34H211L210 33V35H209V32ZM220 31V32H219ZM43 32V33H42ZM85 32V33H84ZM127 32H129L128 34H127ZM132 32V33H131ZM152 32V33H151ZM174 32H176V34H174ZM182 32V33H181ZM184 32V33H183ZM219 32V33H218ZM223 32H224V34H226V35H224L223 34ZM231 32V34H229ZM234 33V35H233V33ZM7 33H9V34H7ZM33 33V34H32ZM84 33V34H83ZM132 35H134L133 33H135V36L136 37H133V36H130L131 34ZM138 33V34H139ZM147 33V32H146ZM194 34V35H192V34ZM198 33H200V35L198 34ZM227 33H228V37H227ZM256 33V34H255ZM49 34V35H50ZM77 34V35H76ZM85 35V36H83V35ZM130 34V35H129ZM150 34H152V36H149ZM173 34V37H171V35ZM182 34V35H181ZM185 34V35H184ZM189 34V35H188ZM190 34H191V36H190ZM239 34V35H238ZM250 34V35H249ZM255 34V35H254ZM260 36H259V35ZM4 35V36H3ZM6 35H7V37H6ZM18 36V38H17V36ZM22 35V36H21ZM29 35V36H28ZM48 35V36H49ZM175 35V36H174ZM181 35V36H180ZM186 35H188L187 37H186ZM208 35H209V37H208ZM224 37H223V36ZM245 35V36H244ZM12 36V35H11ZM83 36V37H82ZM138 36V37H137ZM142 36V37H141ZM183 36H185V38L183 37ZM201 38H200V37ZM213 36H216V37H213ZM232 36V37H231ZM238 36H240V38L238 37ZM254 36V37H253ZM6 37V38H5ZM17 39H19L20 37H21V39H22V41L21 40H17ZM92 37V38H91ZM167 37H171V39L170 40H168L169 42V44L167 45V42H165L166 41V39H168ZM174 37H175V39H174ZM180 37V39H182V41L184 40V42H186V44H183L182 45V43H180V41H179V38ZM181 37H183V38H181ZM5 38V39H4ZM50 38V37H49ZM52 38V37H51ZM192 38H193V40H192ZM199 38V39H198ZM222 38H223V40H225V41H222ZM226 38V39H225ZM236 38V40L238 41H236V40H234ZM249 38V39H248ZM258 38V40H255V43H251V41L252 42H254V39H257ZM93 39V40H92ZM146 39V40H145ZM173 39V40H172ZM217 39H219V40H217ZM246 39V40H245ZM17 40V41H16ZM31 40V41H32ZM165 40V41H164ZM21 41V42H20ZM23 41H25L24 43H23ZM159 41H161L160 43H159ZM176 43H175V42ZM194 41V42H193ZM200 41V42H199ZM215 41H217L218 42V44L217 43H215ZM240 41V42H239ZM246 41H247V43H246ZM264 41V40H263ZM9 42V41H8ZM18 42V43H17ZM72 42V43H71ZM127 42V43H126ZM221 42L223 43V44H221ZM31 43H33V42H31ZM165 43H166V45H165ZM173 43V44H172ZM194 43V44H193ZM197 43V44H196ZM203 45H202V44ZM240 43V44H239ZM249 43L251 44V46L249 47ZM258 43V44H257ZM214 44H215V46L216 45H218L219 46V49H220V52H217L216 53V51L217 50H215L216 48H217V46H216V48L214 49ZM219 44H221V45H223L222 47H221V45H219ZM236 44H238L239 45V47H237V45ZM244 44L248 47H246V46H244ZM248 44V45H247ZM253 44H257L256 46H258L259 47V50H260V52L258 51V47L256 48V46L254 47L257 51H253L252 52V49L253 48H251L252 46H254ZM164 45V46H163ZM175 46V49H174V46ZM199 45H201V46H203V47H199ZM236 45V46H235ZM47 46H49V47H47ZM65 44H64V49H65ZM169 46V47H168ZM173 46V47H172ZM199 48H198V47ZM243 46V47H242ZM263 46V47H262ZM32 47V48H31ZM37 47V48H36ZM45 47H47V49L45 50V53L43 52V50H42V53L40 52L39 53V50L41 51V49H45ZM50 47H52V48H54V50H51L52 48H50ZM88 47V49H86ZM246 47V48H245ZM261 47H262V49H263V51H261L262 49H261ZM30 48V49H29ZM39 48V50H36V49H38ZM48 48H49V50H48ZM58 48V47H57ZM83 48H85L84 50H82ZM222 48V49H221ZM247 50V52L244 50ZM250 48V50H248ZM24 49V50H23ZM28 49V50H27ZM60 49V48H59ZM79 49V50H78ZM168 49H169V51L172 49V51H168ZM218 49V48H217ZM235 49V50H234ZM27 50V51H26ZM48 50V52L46 53V51ZM51 50V51H50ZM73 50V51H72ZM95 50V51H94ZM186 50V51H185ZM214 50V51H213ZM234 50V51H233ZM244 50V51H243ZM254 50V49H253ZM24 51V52H23ZM54 52V53H52L51 54V52ZM65 51V50H64ZM163 51H165L164 53H163ZM219 51V50H218ZM232 51V52H231ZM251 51V52H250ZM35 52V53H34ZM38 52V53H37ZM73 52V53H72ZM241 52V53H240ZM257 52V53H256ZM259 52V53H258ZM24 53V54H23ZM49 53V54H48ZM165 53H167V54H165ZM215 53V54H214ZM232 53H233V55H232ZM247 55H246V54ZM249 53V54H248ZM46 54V55H45ZM50 54H51V56L52 57H48V56H50ZM54 54H56V55H54ZM205 55V57H206V55L208 56V57H206L207 59H209V67H203L204 68V70H202L203 68H202V62H201V58H200V56L201 55ZM216 54H218V56H216ZM229 54H230V56H229ZM241 54V55H240ZM246 55V57L245 56H243V55ZM250 54H251V56H250ZM253 54V55H252ZM257 54V55H256ZM259 54H260V56H259ZM42 55V56H41ZM55 57H54V56ZM136 55H138V54H136ZM158 55V56H157ZM163 55V56H162ZM167 55V56H166ZM232 55V56H231ZM88 56H89V58H88ZM95 56H97V57H95ZM103 56V57H102ZM165 56V57H164ZM215 56L217 57V58H215ZM220 56V57H219ZM238 56H241L242 57V59L240 60V58L241 57H238ZM257 58V61H256V58ZM262 56V57H261ZM91 57V58H90ZM93 57H94V65H93V62L91 63V60L90 59H92V61H93ZM162 57V58H161ZM214 57V58H213ZM228 57H230L229 58V60L227 61V58ZM234 57V58H233ZM238 57V58H237ZM244 57V58H243ZM253 57H254V66L253 65H251V63H252V61H253ZM22 58V59H21ZM53 58H55V59H53ZM246 58V59H245ZM247 58H248V60L249 59H252V60H247ZM260 58H261V60H260ZM114 59H110V63H113L114 64V66H116V65H121V64H124V61L122 60V59H117L116 58V61L114 60ZM146 59H148L147 61H146ZM157 59V60H156ZM160 59H162V60H160ZM212 59H213V61H212ZM239 60L240 61V63H239V61H236V60ZM245 59V60H244ZM263 59V60H262ZM55 60L57 61V60H61V62H56V64L54 63L55 62ZM79 60H78V62H79ZM113 60H114V62H113ZM217 60V61H216ZM233 60H235V62L233 61ZM243 60H244V62H243ZM175 61V62H174ZM220 61H222V62H220ZM259 61H261V62H259ZM51 62V63H50ZM175 64H174V63ZM180 62V63H179ZM215 62H220L219 64L218 63H215ZM224 62V67H222V63ZM245 63V62H249V68H247V70H246V72L244 71L243 72V66L244 65H242L243 63ZM42 63H44V62H42ZM89 63H90V65H89ZM109 63V64H110ZM226 63V64H225ZM252 63V64H253ZM54 64V65H53ZM180 64V65H179ZM234 64H235V66H234ZM237 64L239 65V70H237V69H234L235 70V72L233 71V68L234 67H236L237 66ZM86 65H87V67H86ZM89 65V66H88ZM93 65V66H92ZM142 65H144V66H142ZM172 65V66H171ZM218 65V67H216ZM62 66H60L59 67V65H58V67H56L57 69H55L54 68V70H61V67ZM110 66H113V65H111L110 64ZM142 66V68H140ZM178 66H180V67H178ZM251 66V67H250ZM258 66V67H257ZM157 67H161V68H158L157 69ZM163 67V68H162ZM166 67H168V74H167V76H166V80L168 81L169 79V81H168V84L166 85V91L167 92H165V90H164V93H163V87L162 86H160V85H163L164 86V84H165V82H167L166 80H164L165 79V77H163L161 74H159V72H160V69L161 70H165L166 71ZM172 67V68H171ZM176 67L179 69H176ZM242 67V68H241ZM52 68H50V70H52ZM59 68V69H58ZM66 68V69H65ZM171 68V69H170ZM198 68H199V70H198ZM211 68V69H210ZM213 68V69H212ZM262 68V69H261ZM183 69V70H182ZM224 69V70H223ZM230 69H232L231 70V72H230ZM241 69V70H240ZM260 69V70H259ZM71 70H73V69H71ZM74 70V71H75ZM80 70H82V71H80ZM113 70V71H112ZM120 70V71H119ZM122 70V71H121ZM158 70V71H157ZM170 70H172V71H170ZM174 70V71H173ZM178 70V71H177ZM181 70V72H179ZM262 70V71H261ZM109 71H111L112 72V75H111V72H109ZM130 71V72H129ZM184 73H183V72ZM185 71L187 72V76H189V74H190V77L188 78V77H185L184 75H186V73H185ZM199 71V72H198ZM203 71H204V73H206V75L207 76H209L207 79L206 78H203V77H206V76H204V75H202V74H204L203 73ZM233 71V72H232ZM237 71H240V73L239 72H237ZM256 71L258 72L257 74H256ZM92 72H89V73H91L92 74ZM128 72V73H127ZM174 72H178V73H181L182 74V76H181V74H179L181 77H180V79L178 78V79H176V82H175V80H174V82H173V79L172 78H174L172 75H171V73L173 74ZM190 72V73H189ZM242 72V73H241ZM260 72H262V74H263V77H261L260 75H261V73ZM76 73V72H75ZM109 73V74H108ZM118 73V74H117ZM197 73H198V75H197ZM229 73H230V75H229ZM254 73V75H255V77L253 78V76L254 75H252ZM92 74V75H93ZM116 74H117V76L119 75L120 76V78L119 77H117L116 76ZM170 74V75H169ZM200 74V75H199ZM75 75V76H74ZM250 75H251V77H252V79H253V81H250V79L248 80V78L247 77H249L250 78ZM79 76V77H78ZM94 76H97V75H94ZM108 76V77H107ZM111 76H113V77H111ZM114 76L117 78V80L114 78ZM130 78H129V77ZM153 76V77H152ZM170 76V77H169ZM171 76H172V78H171ZM257 76H260L259 77V80L257 79V81H254V79H256V77ZM176 78L177 77H179L178 75H176L175 76ZM219 77V78H218ZM236 78V79H233V78ZM240 77V78H239ZM245 77V78H244ZM70 80H69V79ZM108 78L109 79H112V78H114L117 82H119V79H120V82L121 83H123L122 81H124V83L123 84H121L120 82L118 83L119 84V86L122 88L123 87V89H121V88H119V86L116 84L117 82H115L114 81V83H115V86H113V79H112V81L111 80H108ZM119 78V79H118ZM181 78H183V79H181ZM242 78V79H241ZM67 79V80H66ZM80 79V78H79ZM130 79V81H128ZM132 79V80H131ZM186 81H185V80ZM188 79H190L189 81H188ZM203 79H205L204 81H203ZM230 79H233L232 81H233V83H231V80ZM64 80H65V82H64V87L66 86L67 88H68V86L70 87V85H72L71 87H75V86H80V87H78V89L79 88H82V85H83V87L86 85L87 86V88L88 89H90L91 88V86L93 85V84H90L89 82L91 81H94V79L92 78V79H88L87 80V78L85 79V81H83V79H80V80H73L72 79V76H71V78H70V76H68L67 78H64ZM138 80H139V82H138ZM163 80H164V82H163ZM171 80H172V82L173 83H175V84H177V83H179L177 86H173V84L171 83ZM178 80V81H177ZM181 80L183 81H185V82H181ZM227 80H229V83H228V81ZM74 81H77V82H75V84H74ZM78 81H80V82H78ZM86 82V84L84 85V84H80V83H83V82ZM131 81H135V83H132ZM161 81V82H160ZM208 81V82H207ZM249 81V82H248ZM125 82H127V83H125ZM251 82V83H250ZM252 82H254V83H252ZM259 82H261V84L262 85H260L259 84ZM263 82V83H262ZM74 84V86H73V84ZM77 83H79V85L77 84ZM156 83V84H155ZM161 83V84H160ZM183 83V84H182ZM186 85H185V84ZM205 83V85H204V87H203V84ZM252 84L251 86V88H249L250 87V84ZM258 83V84H257ZM70 84V85H69ZM121 84V85H120ZM213 84V85H212ZM222 84V85H221ZM228 84H229V86H228ZM233 84V85H232ZM256 84V85H255ZM122 85H124V86H122ZM154 85V86H153ZM182 85V87H180ZM184 85V86H183ZM239 85V86H238ZM242 85V89H240V86ZM25 86V89L24 90H26V91H24V93H23V97H24V99L26 100V102L27 103H29L31 100H32V98L33 97H37V98H39V99H41L42 101H45V93L48 91V88H46L45 86H42L41 85V83H40V81L39 80H32V81H30V82H28V84L27 85H24ZM98 85H96L95 84V86H92V87H95V89H96V87H97ZM128 86V87H127ZM167 86H169L170 88L168 89V87ZM231 86V87H230ZM65 87V88H66ZM90 87V88H89ZM124 87L126 88L125 90H124ZM161 87V88H160ZM186 89H184V88ZM234 87L231 89V92H233V90H234ZM66 88V89H67ZM84 88H86V87H84ZM83 88V89H84ZM86 88V90L88 91V93L90 92V94L93 96L92 98L90 97L91 95H89V94H87V93H83V94H87V96H85V97H87V99H86V104H87V102L89 103L88 105H86L87 107L85 108V110H84V112H86L87 111V120L85 121V123L86 122H89V120H90V123H86V125H88L87 127L89 128V126H94V128L97 126L96 125V121L94 120V114H93V110H92V108H91V106L94 104L93 102V98L95 97V96H98L99 97V94H101L100 92H99V86L97 87V89L95 90L94 88V91L96 92V94H98V95H95L94 96V94H92V93H95L94 91L92 92V88L90 89V91L88 90ZM129 88H131V89H129V92L131 91L132 92V94H133V89H135V92H138V96L136 95L137 93H135L134 92V94L132 95V94H129V93H127L128 91H126V90H128ZM148 90H147V89ZM183 88V90H182V95H184L185 93V95H187V94H189L188 95V98H186V99H184L183 98V96H181L182 98H183V100H184V102H181V101H183V100H180V95H179V91H180V89H182ZM197 88V89H196ZM205 88V89H204ZM75 89V91H76V89L77 88H74ZM77 89V90H78ZM83 89H80V90H78V91H82ZM111 89V90H110ZM119 89H121V91L122 90H124V91H126L125 92V95L123 94L124 93V91H122V92H120L119 91ZM145 89H146V91L147 92H144L145 91ZM200 89H201V91H200ZM204 89V90H203ZM70 90V92H72V90L71 89H69ZM69 90H66V92H64V94L66 95V97H68V98H70V96H69V94H70V92H68ZM114 90H115V92H114ZM178 90V91H177ZM191 90V91H190ZM78 91H77V93H78ZM84 92H85V89L83 90ZM100 91L101 92H103V90H101L100 89ZM159 91V92H158ZM189 91V92H188ZM216 91H217V89H216ZM242 91L241 92H237V90H234V92H233V94L239 99L240 97H241V94H242ZM74 92V91H73ZM130 92V93H131ZM178 94H177V93ZM227 92V93H228ZM77 93L74 95V93H71L72 94V98H70L71 100L72 99H78L79 97H76L77 96ZM148 93H150L149 95L146 94ZM151 93H152V95H151ZM171 96L170 98H169V96H168V98H166V95H168V94ZM184 93V94H183ZM55 93H53V95H54ZM68 94V95H67ZM70 94V95H71ZM103 94H104V92H103ZM117 94H119V95H117ZM120 94H122V95H120ZM126 94H127V96H126ZM156 94H160L159 96L158 95H156ZM229 94V93H228ZM56 95V94H55ZM130 95V96H129ZM146 95V96H145ZM163 95L165 96V97H163ZM179 95V96H178ZM184 95V96H185ZM201 95H204V96H201ZM78 96H82V95H78ZM84 96V95H83ZM135 98H134V97ZM148 96V97H147ZM153 96L154 97H160V98H157V99H159V101L158 100H156L155 98V100H156V102L155 101H152V99H153ZM175 96H177V97H175ZM192 96V97H191ZM194 96V97H193ZM199 96H201V99H203L205 102H201V101H198V98H200ZM89 97H90V99H89ZM132 97V98H131ZM147 97V98H146ZM152 97V98H151ZM163 97V98H162ZM172 97L175 99V100H180V102H177L178 104L177 105H175L176 103H175V100H173L172 99ZM179 97V98H178ZM187 97V96H186ZM203 97V98H202ZM68 98H67V100H68ZM96 98L97 97H95V100H96ZM145 98V99H144ZM181 98V99H182ZM190 98H192L191 99V101H190V103H192V104H189L188 102H189V100H190ZM92 99V100H91ZM132 99V100H131ZM134 99H138V100H134ZM153 99V100H154ZM170 99H171V101L174 103V104H172V103H170L171 104V109L172 110H170L169 108H170V106L168 107V101L169 102H171L170 101ZM189 99V100H188ZM64 100H65V97H64ZM66 100V101H67ZM129 100H131V101H129ZM178 100V101H179ZM188 100V101H187ZM193 100H195V102L193 103ZM200 100V99H199ZM202 100V101H203ZM53 103H58L59 101L58 100H51ZM77 101V100H76ZM90 101V102H89ZM93 101V102H92ZM133 101H135V102H133ZM152 101V102H151ZM164 101V102H163ZM167 101V102H166ZM200 102V103H198L199 105H196L197 104V102ZM126 103V104H124V103ZM162 102H163V104H165V103H167V104H165L164 106L162 105ZM261 102V103H260ZM64 103H65V101H64ZM92 103V104H91ZM137 103V104H136ZM148 103H150V104H148ZM154 103V104H153ZM182 103H184V104H182ZM185 103H188V104H186L185 105ZM116 104V105H115ZM147 104H148V107L146 108V106H147ZM161 104V105H160ZM182 104V105H181ZM243 103H241L240 105H242ZM139 105V106H138ZM150 105L152 106V105H154V106H156L157 105V107L159 108V112H160V110H162L161 109V106H163V107H166V105H167V108H168V112L169 113H167V110H165V109H163L162 111L164 112V110H165V112L163 113V117H164V115H165V118H163V119H166V118H168L167 120H166V122L169 120V121H172V123H173V121L174 122H176V125H178L180 122V117L182 116H184V112L183 111H188V112H190L191 114H190V116H188V112H186V113H188L186 116H184L183 118L184 119H182V117H181V125H180V127H185L184 125H186V127L184 128L187 132V134L186 133H184L185 131H184V129H183V131H182V129L181 130H179V127H178V129L176 128V125L174 124V127L177 129H174V127L172 126V125H170L171 127H173V130H175L176 132H174L173 134V137H170V140L169 139H167L169 136H172V132L171 131H173L172 129H169L168 128V126H169V124H168V122H167V124L166 125H168V126H165V128H167V130L165 131L166 133H167V135H168V130H171L170 131V133H169V136H166L165 134H162L161 136H165V137H163V140H162V137L159 135V134H161L162 132H160V133H157V132H159V131H157L158 129H161L160 127L161 126H163V124L161 123V126H160V124H159V126L158 125H156L155 124V127H156V129L154 128V127H152V126H154L153 124L155 123V121H156V119H157V116H154V119H153V117H151L152 119H150L149 118V116L147 115V114H149L150 115V112L152 111V109L150 108ZM173 105L176 107V108H174L173 107ZM181 107H180V106ZM184 105V106H183ZM191 105H192V107L193 108H195L196 106H197V108L198 107H200V109L202 108V110H199V112H197L198 110H195V112L193 111L194 109L193 108H191ZM194 105H196L195 107H194ZM205 105V106H204ZM115 106V107H114ZM182 106H183V108H182ZM186 106V107H185ZM162 107V108H163ZM254 107V106H253ZM74 108V107H73ZM89 108V109H88ZM119 108V107H118ZM177 108H179V110H181V111H179ZM196 108V109H197ZM178 110V113H184L183 115H180L179 114V116H177L178 115V113H176V111ZM73 109H66V110H64V113H67L68 114V117H72L74 114H78L79 112L78 111H80L81 109H74L73 110V114H71V112L70 111H72ZM76 110V111H75ZM107 110H110V108H108L107 107V109H106V107L105 108H101V113L102 114H106L107 112H109V111H107ZM111 111L110 110V112L109 113H107V114H116L114 111ZM116 110V109H115ZM183 110V111H182ZM190 110V111H189ZM206 110H203L204 112L206 111ZM232 110V111H231ZM261 110H263V111H261ZM137 111H138V109H137ZM145 111V112H144ZM161 111V112H162ZM174 111V112H173ZM192 111H193V113H192ZM68 112H70V113H68ZM147 112V113H146ZM202 113V114H200V115H203L204 114V116H205V114H207L206 116H209V112H210V110H209V112H205V113ZM225 112V111H224ZM231 112H235V114H233V113H231ZM256 112V111H255ZM260 112H261V114H260ZM263 112V113H262ZM4 112H2V110H0V121L1 120H3V116H4V114H3ZM143 113V114H142ZM167 113V114H166ZM174 113H176V115L174 114ZM195 113V114H194ZM162 114V113H161ZM169 114V115H168ZM231 114H233V116L231 117ZM168 115V116H167ZM170 115L171 116H173L172 117V119L173 120H170L169 118H171L170 117ZM194 115H196L195 116V121L197 120V121H199V122H195L196 124H194L193 125V123H192V119H193V116ZM261 116V118H260V116ZM9 115L8 114H6V116L5 117H8ZM142 116V117H141ZM147 117L146 118V120H145V118L144 117ZM161 116V117H162ZM178 118H177V117ZM187 116H188V118H187ZM203 116V117H204ZM205 116V117H206ZM220 116H224V117H221L220 118ZM257 116V117H256ZM28 117V116H27ZM131 117H132V119H131ZM159 117H160V115H159ZM175 117L177 118V120H179V121H176L175 120ZM192 119H191V118ZM198 117H200V118H198ZM216 117V119H214ZM228 117H230V119H228ZM9 118V117H8ZM93 118V119H92ZM186 118V119H185ZM251 117L249 116V118H246L247 120L249 119V120H251L250 119ZM30 119V120H29ZM68 118H66V120H67ZM141 119H143V120H141ZM150 119V120H149ZM189 119H191V121L189 120ZM198 119H201V120H198ZM206 119H207V117H206ZM228 119V120H227ZM232 119V120H231ZM245 119V120H246ZM92 120H94V121H92ZM190 122H189V121ZM213 120V121H212ZM216 120V121H215ZM226 120H227V122L228 123H226ZM26 122H25V124L23 123V125H29L30 123L29 122H32L33 121V118H27V120H25ZM29 121V122H28ZM148 121V122H147ZM150 121V122H149ZM182 121H183V124L184 123H186V122H184V121H188L190 124L192 123V128H190L191 127V125L187 122L186 124H184V125H182ZM207 121V122H206ZM210 121V122H209ZM219 121V122H218ZM220 121H222V122H224V124L223 123H220ZM91 122H92V124H91ZM177 122H179V123H177ZM204 123V125H202L203 123ZM206 122V123H205ZM231 122H233V123H231ZM13 124H12V127H13V129L14 130H18V128H19V124H18V122H17V120H13V122H12ZM147 123V124H146ZM169 123H171V122H169ZM199 123V125H200V127L201 128H199V126L197 125ZM210 125H209V124ZM188 124H189V128H188ZM207 124V125H206ZM84 125V124H83ZM79 126L78 128H80V127H85V126ZM129 125H131V126H129ZM165 125V124H164ZM178 125V126H179ZM169 126V127H170ZM203 126V127H202ZM220 126V127H219ZM74 126H72V127H68V128H66V133H64V136H69V137H75V138H81V137H83V138H85V141H88V143H90V138L89 137H91V136H93V132H91V129L93 130L94 128L92 127H90L89 129L88 128H80V130L77 128V127H75L76 128V130L73 128ZM149 127H151L150 129H149ZM170 127V128H171ZM198 127V128H197ZM207 127H208V129L210 130V131H208L207 130ZM17 128V129H16ZM127 128V129H128ZM154 128V129H153ZM164 128V129H165ZM153 129V130H152ZM163 128L161 129V131H163L164 130ZM197 129H198V131H197ZM214 129V130H215ZM152 132H151V131ZM203 130V132H202V134H200L201 133V131ZM257 130H260L259 132H261L262 130H263V132L262 133H260L259 134V132L257 131ZM89 131V132H88ZM154 131V132H153ZM155 131H157V132H155ZM177 131H182L181 133H177ZM164 131H163V133H165ZM195 132V133H194ZM198 132V133H197ZM209 132V133H208ZM216 132V131H215ZM88 133V134H87ZM92 133V134H91ZM139 134V136H138V134ZM185 134L184 136H182L181 134ZM207 133V134H206ZM257 133V134H256ZM66 134V135H65ZM69 134V135H68ZM151 134V135H150ZM155 134H157L156 136H154ZM177 134V135H176ZM209 134V135H208ZM83 135V136H82ZM91 135V136H90ZM129 136L131 135V134H128ZM199 135V136H198ZM204 136V135H207V136H204V137H202V136ZM255 135V136H254ZM131 136V137H132ZM198 136V137H197ZM201 136V141L199 140V137ZM209 136H211V137H209ZM137 137L139 138V139H137ZM156 137V138H155ZM159 137H161L160 138V140H158L159 139ZM167 137V138H166ZM184 140H183V139ZM198 138V140L200 141L199 142V144L198 145H196V139ZM87 139V140H86ZM127 139H128V141H127ZM169 140L167 143H166V140ZM230 139L232 140V141H230ZM253 139V138H252ZM130 140V141H129ZM193 140H195V141H193ZM256 140H257V142H264V139H262V140H260V138H258V139H255V142H256ZM84 141V142H85ZM123 143H122V142ZM156 141V143H154ZM204 143H203V142ZM128 144H127V143ZM194 142V143H193ZM202 142V143H201ZM213 143V144H211V143ZM253 142H254V139H253ZM87 143V142H86ZM87 143V144H88ZM130 143V144H129ZM191 143H193L192 145H191ZM210 143V144H209ZM215 143V144H214ZM187 144V145H186ZM124 145H125V147H124ZM137 145H138V147H140L139 149H142L141 151H139V149H137L138 147H137ZM144 145L148 148V149H143L144 148ZM155 145H157V148H158V150L155 148L156 146ZM163 145V146H162ZM196 145V146H195ZM203 145V146H202ZM192 146V147H193ZM205 146V147H204ZM124 147V148H123ZM126 147H128L127 149H128V151L126 150ZM145 147V148H146ZM197 147V148H196ZM155 148V149H154ZM162 148V149H161ZM124 149L126 150V152H123L124 151ZM151 149H154V150H151ZM161 149V150H160ZM250 149V150H249ZM249 149L247 148L246 149V151H248V153H251L252 151H253V149H252V147H249ZM252 149V150H251ZM89 149H87L86 150V152L88 151ZM218 150V149H217ZM229 150V152H231ZM90 151V150H89ZM139 151V152H138ZM145 152V154L146 153H149V152ZM155 151V152H154ZM219 151V150H218ZM228 151V150H227ZM255 152V153H254ZM254 152H252L253 154V158L250 156L249 158V162H248V164H247V166H248V168L250 169V170H253L255 173H256V175H260V176H262L264 173H263V170H262V167L260 166V164H261V154H260V152H257V151H254ZM257 152V153H256ZM121 153V152H120ZM260 154V156H259V154ZM256 159V160H255ZM254 160V161H253ZM115 161V160H114ZM109 162L111 163V162H113V160L112 161H110V159H109ZM114 163V162H113ZM117 166H120V164L118 165L117 163H115V166L113 165V167H115V168H113V169H111L110 170V174H111V177H112V179L113 180H116L117 179V169L118 168H116ZM249 173V172H248ZM178 176H179V181L177 182V184H172V186H169V184H138L137 186H138V188H141V192H142V194H141V192H140V194H139V197H137L136 199H137V202H145L146 204H150L151 205V207H150V210L148 211V212H146L145 214V216L147 217L148 216V214H153V211L155 212L156 210H158L157 211V213L160 211L159 209H160V207H159V205H161V204H163V206H164V208H165V205H166V207L169 209V210H171V208H173V209H175V208H177V203H179L178 201H180V195H189V192L188 191H190V190H193V189H195V187H193V184H187V185H185V184H182V182H184L183 181V175L181 174H178ZM181 178V179H180ZM146 185H147V187H146ZM174 185H175V187H174ZM183 185H185V186H187V187H183ZM196 186H197V184H195ZM202 186H203V184H201ZM205 185H207V184H205ZM204 185V186H205ZM231 185H234L235 187H233V188H231V189H223V187L221 188V187H219V186H217V184L215 185V187L214 188H210L209 186H207V188H204V189H202L201 190V192H200V195H202L201 197H204L205 195H210V194H212V192H218V193H220V194H225V196H226V198L225 197H223L224 199L222 200V201H225V200H227L229 203H232L231 205H233V206H231V208H234L235 210H229V212L231 211L232 213H229L228 211V213L227 212H225L224 213V204H223V206H222V203H221V205H219V203H218V206L220 207L221 206V210L222 211H220V209H219V207L217 206V202H218V200L220 201V202H222L221 201V198H218V200H215L216 201V204H214V207L217 209V207H218V209H219V212L218 213H216V215L218 214V216H224V215H227L228 216V214H230L228 217H224L222 220H219V222H221V223H218V221L216 222L215 220H209L208 222L206 221H201L199 224H201V226H199V229L202 231L201 233H199V232H193V234L191 235V232H192V230H193V228L191 227V225L193 226V224H192V221L190 222V223H188V222H186V224L187 225H184L183 223H181L179 226H178V224H171V221H170V216H171V219L172 218H174V217H176L175 215L177 214L178 216L179 215H181V213H178L179 211V209L178 208H180L179 206H178V210L175 212H172V211H170V212H168V210L165 208V210H163L165 213H163V215H165V216H163L162 214H161V216H162V218H161V216L160 215H157V216H160V217H157L156 215H155V213L153 214V215H155L156 217H157V219L155 220L156 222L155 223H157V224H161V223H163L165 220H168V226H165V227H163V226H161V229L160 230H158V240H148V241H145L143 244H138V242H137V251H138V254H140V255H142L143 254V263H136V264H243L244 262H245V257L248 255V254H250L249 252H248V250H247V248H246V246L245 245H243L242 243H240V242H238V238H237V236H238V234H240L242 231H243V229H242V226L243 225H252L254 222L256 223V222H259V224L261 225V228H260V230L262 231V230H264V222H262V220L264 219V198L262 197V199L261 198H256L257 196L259 197V192L261 193V194H263V196H264V191L262 192V190H263V188H262V190L259 188L260 186H258L257 184H249V186L247 187V185H245V184H240V185H238V184H231ZM250 185H251V187H250ZM261 185V184H260ZM198 186H200L199 184H198ZM202 186H200V187H202ZM244 186H246V187H244ZM262 186H264V184L263 185H261V187ZM144 187V188H143ZM182 187H183V190H181L180 191V189H182ZM192 187V188H191ZM254 187H258L259 189H260V191H259V189L257 188H255L254 189ZM188 188V189H187ZM190 188V189H189ZM150 189V190H149ZM177 191H179L178 193H176ZM226 191L228 192V193H226ZM100 192H103V190H100ZM234 192H235V194L237 193L238 194V197H237V195H235V198H233V196L231 195V194H234ZM253 192H255L254 194H253ZM258 192V193H257ZM155 193V194H154ZM162 193H164V194H162ZM248 193H251V195H249ZM102 194V193H101ZM145 194V198H144V196H142V195H144ZM151 194H152V196H151ZM247 194V197L250 199V197H251V199L250 200H248L247 201V198H245V197H243V195H246ZM253 194V195H252ZM147 195V196H146ZM174 195V196H173ZM166 197H169V198H166ZM190 198H191V195L189 196ZM200 197V198H201ZM227 197H228V199H227ZM237 197V198H236ZM254 197V198H253ZM189 198V199H190ZM205 198H207L208 200H209V197H206L205 196ZM212 198V197H211ZM169 199V200H168ZM259 199V200H258ZM192 200V199H191ZM149 201H150V203H149ZM193 201V200H192ZM211 201V200H210ZM212 201H214V198L212 199ZM251 201V202H250ZM260 202L259 204H260V206L259 207H257L258 205L257 204H254V203H257V202ZM263 201V202H262ZM153 202V203H152ZM164 202V203H163ZM166 202V203H165ZM188 202V201H187ZM245 202H248V204H245ZM250 202V203H249ZM252 202H254L253 203V206L254 205H257L256 207H253L252 206ZM165 204V205H164ZM180 204H182V203H180ZM251 204V205H250ZM263 204V205H262ZM158 207H157V206ZM177 205V206H176ZM192 205H194L195 207H197L195 204H193V202L191 203V204H186V206H185V209L186 208H188L189 210H190V208L192 209V208H194V210H195V207L194 206H192ZM245 205H247L246 207H245ZM162 206V205H161ZM162 206V207H163ZM192 206V207H191ZM228 206H230V205H228ZM248 206H250V207H248ZM252 206V207H251ZM155 207H157V208H159V209H156ZM244 207H245V209H244ZM260 207H263L262 209L260 208ZM182 208V207H181ZM180 208V209H181ZM261 209L260 211L261 212H255L257 209ZM162 209V208H161ZM241 209H244L245 211L243 212V210H241ZM246 209H248V211H246ZM259 209H258V211H259ZM240 210V212H238V213H236V211H239ZM250 210V211H249ZM253 210H254V212H253ZM262 210H263V212H262ZM162 211V210H161ZM192 211H193V209H192ZM241 211H242V213H241ZM222 212V213H221ZM234 212V213H233ZM246 212H248V213H246ZM251 212V213H250ZM161 213V212H160ZM220 213V214H219ZM250 213V214H249ZM159 214V213H158ZM232 214V215H231ZM215 215V216H216ZM117 217H118V215H116ZM174 216V217H173ZM217 216V217H218ZM169 217V218H168ZM255 217V218H254ZM260 217V218H259ZM160 218V219H159ZM225 218H227V219H225ZM257 218L260 220L261 218H262V220H258V221H255V220H257ZM163 219V220H162ZM214 221V222H213ZM264 221V220H263ZM177 223V222H176ZM210 223H212V224H210ZM216 223H218V224H216ZM254 223V224H255ZM116 224L118 225V226H121V224H122V221L121 220H117L116 221ZM171 224V225H170ZM188 224L190 225V227L191 228H189V226H188ZM214 224V225H213ZM177 225V226H176ZM184 225V226H183ZM188 228H187V227ZM187 228V229H186ZM190 229V230H189ZM207 229V231H205ZM166 230H167V232H166ZM189 230V231H188ZM262 233H264V231H262ZM208 235H210L209 237H211V238H208ZM215 235H217V236H225L226 237V241H225V244H226V246L224 247V249H226L227 248V252H226V257H225V259H222L221 258V256H219V255H215L216 253H213V252H200V249L199 248H201V247H208L209 246V243H210V240L213 238L214 239V236ZM100 237V238H99ZM98 237V241L100 242V243H102V244H104V245H107V248L109 249V251H117V249H118V242L115 240L114 241V239L112 238V237H110V236H107L106 238L107 239H105V237H103V236H99ZM102 237V238H101ZM130 238V237H129ZM264 238V235L260 238V239H263ZM188 239H191V242H189V243H187L186 244V241L185 240H188ZM111 240H113L114 242L113 243H110V241ZM185 241V242H184ZM131 242V241H130ZM133 242V241H132ZM133 243H136V242H133ZM264 261V260H263ZM118 264V263H117ZM247 264V263H246ZM260 264H262V263H260ZM264 264V263H263Z\"/></svg>", "mask_w": 264, "mask_h": 264}, {"label": "built area", "instance_id": "3", "mask_svg": "<svg viewBox=\"0 0 264 264\" xmlns=\"http://www.w3.org/2000/svg\"><path fill=\"white\" fill-rule=\"evenodd\" d=\"M113 242H114L113 240L110 241V243H113Z\"/></svg>", "mask_w": 264, "mask_h": 264}]
</instances>
